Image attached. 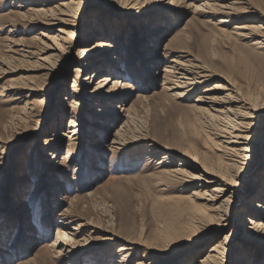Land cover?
Masks as SVG:
<instances>
[{
  "label": "rangeland",
  "instance_id": "rangeland-1",
  "mask_svg": "<svg viewBox=\"0 0 264 264\" xmlns=\"http://www.w3.org/2000/svg\"><path fill=\"white\" fill-rule=\"evenodd\" d=\"M69 1L0 0V264H118L127 243H138L130 264H198L215 245L228 248L224 264H234L246 254L247 221L234 217L243 213L249 185L264 177V38L255 46V36L238 39L236 29L264 22V0H234L235 12L217 15L199 7L213 0H81L68 26L36 13ZM225 19L228 24H220ZM84 22L101 34L90 35L93 28ZM96 39L103 45L100 66L86 68L80 51ZM44 46L61 54L43 63L39 59L50 55H41ZM130 55L134 72L126 65ZM180 55L216 78L174 99L165 71ZM102 60L112 74L99 77L119 83L108 100L95 98L94 85L84 79L105 71ZM226 80L255 113L244 133L252 152L236 178L218 147V125L193 107L207 88ZM116 132L127 146L112 144ZM164 154H171L174 168L187 160L182 169L197 177L208 168L226 174L232 187L224 199L235 203L231 224L213 219L207 226L210 214L193 194L214 185L203 189L200 181L191 186L167 177ZM189 157L203 162L199 170L190 169ZM82 224L77 241L88 239L78 248L83 252L56 259L52 245ZM173 232L179 241L167 245L164 236ZM252 237L249 259L264 264V241Z\"/></svg>",
  "mask_w": 264,
  "mask_h": 264
},
{
  "label": "bare ground",
  "instance_id": "bare-ground-1",
  "mask_svg": "<svg viewBox=\"0 0 264 264\" xmlns=\"http://www.w3.org/2000/svg\"><path fill=\"white\" fill-rule=\"evenodd\" d=\"M231 1H232L231 3L228 2V0H213L212 2L206 1L204 2V4H201V6L199 7H203L204 9L209 10L208 13L212 11L213 13H216V15L218 13L225 14L232 11L235 12L236 9L235 6L237 3L234 2V0ZM45 3H48V0H45ZM81 5H82L81 0H70L68 3L65 2L64 4L60 5L61 7L60 9H58L57 7L50 9L42 8L41 10L36 11V13H40L43 15V17L50 18V20L56 21L59 24L68 26L69 23L71 22V19H73L75 15H77V13L80 11ZM192 6L194 7L195 5L192 4ZM194 8L197 9L198 6L196 5ZM225 23H227V19L220 21V24L222 25ZM84 25L93 28L92 31L88 30L90 35L97 36L98 34H101L100 29H98L99 27L96 28V26L94 27L93 24H90L89 22H84ZM144 25L145 28L148 27L150 29L153 28L151 22H146L144 23ZM263 29H264V22L261 24H254L251 26L238 27L236 30L239 31L237 34L239 37L237 38L238 39L240 37L249 38V35H253L255 36L254 37L255 39H254V43L252 42V44L255 46L261 45L263 44L261 39L264 38V36H261V31ZM59 32H61L64 35L66 34L63 31H59ZM150 32H154V30L152 29L150 30ZM61 40L64 43L67 42L66 38H61ZM102 46L103 45L97 39L94 41L92 45H85V46L83 45V50L80 51V54L86 61L85 63L86 68H93L100 64V61H98L99 58L97 56ZM156 47L158 46H155L154 48L152 47L149 48L154 51L157 49ZM129 49L130 52H132L133 47L130 46ZM55 51L56 52L58 51V53L61 54V51H59L58 48H54L52 46H44V48H42L41 55L42 56H44V54H50V55L39 60L42 61L43 63H48L49 61H51L50 59L58 57V55L55 54L56 53ZM29 55H34V53H29ZM132 58L133 56L131 55L128 57V61L126 62V65L130 71L132 69V71L134 72L135 69L132 65L133 60L130 61ZM187 58H189V56H181V55L176 56L172 61H170L168 69L167 71H165L166 74L168 75L165 79V82L166 85L168 86L170 85L168 91L171 92L170 95L174 99H182L185 97H189L190 94L198 92L208 82L212 81L213 78H216L215 77L216 75H214L206 67L201 66L198 62H196V60L192 58L191 59H187ZM101 64L102 67H105V71L104 70L101 71V69L99 70L97 69L96 71L87 73L84 79L88 81V84L94 85L91 93L93 96H95V98L97 97V98H103L104 100H108L114 96L115 94L114 92L118 89L117 84L119 83L116 80H112L110 79V77L105 75H101L99 77V74H105L107 72L112 74L111 65L107 60H102ZM44 69L48 71H52L49 68L44 67ZM111 83L112 85L110 86ZM230 85H231L230 81L226 80L225 85L216 84L211 88H207L204 91L203 95L199 96L198 99L195 101L196 104L193 107L197 112L208 115L207 117L210 119V121L218 125L217 126V129L219 131L218 138H220L218 142V147H220V150H222L220 152H222L221 154L226 158V160L232 163L231 165H226V164L225 165L229 169L228 171L232 173L231 176L233 178H236V177H240L244 171V169L240 165H245L244 163L246 161H249L250 156L248 153L252 152V148L249 147L250 141L248 139V136L245 137L244 133L249 132L251 130L250 127L251 125H249L245 121L254 118L255 113L251 114V112H253L254 110H252V108L247 106L248 104L245 103L239 97L240 94L238 95V93L233 89V85L232 86ZM75 102L74 104L76 106H79L77 101ZM71 121L72 123L70 125V128H76L78 126L77 121L75 119H72ZM122 137L123 136L120 132H116L112 144L118 147L127 146V142H125L124 139L122 140ZM221 138L224 140H221ZM241 140L246 141L247 143L245 142V144H242L239 142ZM155 151L156 150H152V152ZM155 155H158L157 151ZM69 156H70V151L68 152V157ZM164 158L165 160L161 165L166 168L164 174L167 177L176 181L185 182L187 185H191V186L200 181L202 183L200 188L203 189L211 188L210 186L214 185V188H211L206 192L201 191L202 194L201 193L193 194V196L197 200L204 202L203 205L201 204L200 209L205 210V212L210 214V216H208L209 224L207 226L213 224V219H218L222 223L220 225L223 227L231 224L233 218L229 217V212L232 210L235 203L231 200V198L224 199L225 196L229 193L230 188L232 187L230 182L227 181L226 174L222 173L221 171L219 172L213 168H208L207 171H203L204 175L202 176V178L197 177L193 174H190V172H187L186 170L182 169V167L189 165V162L188 164L186 163L187 160L183 161V163L179 165L180 168H174L171 166L174 164L171 161L173 159L171 154H164ZM189 160L192 163L190 167V169L192 170H199V167L203 163L196 158L195 159L190 158ZM237 191L239 190H237L235 187L233 193L234 196L238 195ZM245 193L246 195H244L245 197L243 198V202H244L243 203L244 208L242 209L243 213H241L238 216H235L234 218L236 221H238V223H240L242 219H244V221L247 220L246 225L243 224V228H242V230L245 231L243 235L244 239H242L244 243L243 246L245 249H247L246 247L252 246L251 244H254L252 241H249V238L252 236H253L252 239H254V241L257 240V238H259L258 240L264 241V177L260 182L251 183L248 187V190ZM199 194L201 196H199ZM200 213H202V211ZM62 224L65 223L60 222L61 226ZM68 224H65L64 226ZM82 227H84L83 224L80 225L79 228H77L76 226V228L71 229L72 231L70 234L64 233L63 235H60L58 237L59 239L52 245L56 259H61L62 257L76 258V256L80 254V252H83V251H78V248L87 246L88 239L77 241V238L79 237V231L81 230ZM238 230L242 231L240 224H238ZM170 234L171 235L164 236L163 239L167 245L174 244L176 240L179 241L178 233L173 232ZM193 234L194 236L196 235V233ZM194 236L192 235L191 237L194 238ZM59 240L62 241L59 242ZM198 240H201V237H198L196 239V241ZM196 241L194 242V244L197 243ZM227 242H230L229 239L227 240ZM245 244H248V246L247 245L245 246ZM137 245L138 243H127L125 245H122L120 249V252L123 253L122 260L118 264H130L129 258H131V256L133 255ZM226 245L227 247H229L230 243H227ZM245 249L243 250L246 254L244 255L241 254L239 256H236L234 259V264H258L259 262L257 257L249 259L250 257L249 249L247 250ZM240 250H242L241 247ZM227 252H229L228 248L215 245L210 249V251L205 255L204 258H201L198 261V264H224L226 262L225 259L227 258V254H228ZM72 264H76V263H72ZM138 264H144V263L140 262ZM189 264H193V261L190 262Z\"/></svg>",
  "mask_w": 264,
  "mask_h": 264
}]
</instances>
